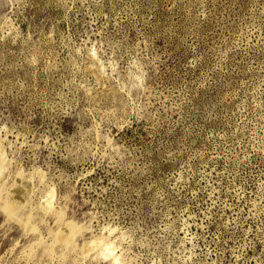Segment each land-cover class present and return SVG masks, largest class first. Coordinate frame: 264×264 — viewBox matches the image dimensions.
I'll list each match as a JSON object with an SVG mask.
<instances>
[{"label": "rangeland", "instance_id": "374dc122", "mask_svg": "<svg viewBox=\"0 0 264 264\" xmlns=\"http://www.w3.org/2000/svg\"><path fill=\"white\" fill-rule=\"evenodd\" d=\"M0 156V264H264V0H0Z\"/></svg>", "mask_w": 264, "mask_h": 264}, {"label": "bare ground", "instance_id": "6f19581e", "mask_svg": "<svg viewBox=\"0 0 264 264\" xmlns=\"http://www.w3.org/2000/svg\"><path fill=\"white\" fill-rule=\"evenodd\" d=\"M0 158H1V156H0ZM2 158H3V157H2ZM3 159L5 160V158H3ZM3 159H0V160H1V163H0V164L2 165L1 168H0V173H1L2 169H3V167L6 168V167H5V164H6V163H5V161H4ZM0 179H1V177H0ZM53 195H54V194H53ZM51 197L54 198V197L52 196V194H51ZM51 197H50V198H51ZM9 209H10V213H11L12 215H14V213H16V210H15V207H14V206H10ZM61 215H62V214H61ZM68 226H69V225H68ZM76 232H78V231H76ZM72 236H74V235L72 234ZM74 237H75V236H74ZM71 239H72V237H71ZM99 242H100V241H99ZM99 242H98V243H99ZM73 245H74V244H73ZM89 248H90V247H89ZM91 248H92V247H91ZM107 248H108V250L110 249L108 246H107ZM111 249H112V248H111ZM110 252H111V251H110ZM113 253H114V252H113ZM113 258H114V257H113ZM116 260H117V259H116ZM117 261H118V260H117Z\"/></svg>", "mask_w": 264, "mask_h": 264}]
</instances>
